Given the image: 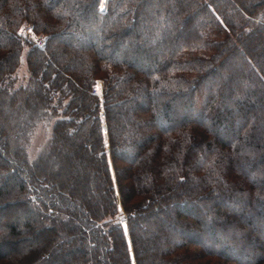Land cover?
<instances>
[{
	"label": "trees",
	"instance_id": "obj_1",
	"mask_svg": "<svg viewBox=\"0 0 264 264\" xmlns=\"http://www.w3.org/2000/svg\"><path fill=\"white\" fill-rule=\"evenodd\" d=\"M100 1L0 0V264H133L112 172L135 264H264V0Z\"/></svg>",
	"mask_w": 264,
	"mask_h": 264
},
{
	"label": "rangeland",
	"instance_id": "obj_2",
	"mask_svg": "<svg viewBox=\"0 0 264 264\" xmlns=\"http://www.w3.org/2000/svg\"><path fill=\"white\" fill-rule=\"evenodd\" d=\"M19 33L24 35L27 40H29L32 44H34L38 48L43 49L45 47L46 37L44 35L35 33L33 28H32V25L22 24V26L19 29ZM204 52L205 51H198V53H204ZM25 57H26V51H23L22 61L19 65L17 71L14 74L16 77L15 79H13L15 87H18L21 85H26L28 83V77L29 76H28V68H27V64L25 61ZM98 82L101 83V86H100V90H98V92L95 94L98 95V97L100 98V102L102 104V89H103L104 81H103V79L99 78L96 80L95 84ZM25 107L28 108L29 104L25 103ZM50 114H51L50 111H46V112L44 111L43 113H41V116L35 121L34 126L30 130L29 138H28V141L26 142V146H25L26 147L25 150L27 152V156H28V159L30 161L36 160L39 156H41L43 153H45L47 151V144H48L49 139L51 137L52 125L56 119V117H53ZM100 116L102 119L105 148H106V151H107V154L109 157L110 156L109 144H108V136H107V132H106V124H105V119H104L103 107H101ZM26 176H27V174H26ZM112 177H113L115 196H116V200H117V204H118V217H119V220H120V222L124 228V231L127 235L129 248L131 251L132 262H133V264H135V260H134L133 255H132L133 254L132 253L133 252L132 246H131V243H130V240L128 237L127 217H126V213H125V211L121 205L120 193H119L113 172H112ZM45 181L49 184H52V180L51 181L45 180ZM65 192H66V190H65Z\"/></svg>",
	"mask_w": 264,
	"mask_h": 264
},
{
	"label": "built area",
	"instance_id": "obj_3",
	"mask_svg": "<svg viewBox=\"0 0 264 264\" xmlns=\"http://www.w3.org/2000/svg\"><path fill=\"white\" fill-rule=\"evenodd\" d=\"M108 1H110V0H102V1L100 2L99 8H100L101 11H104V10L106 9V5H107ZM100 86H101V83H99V82L96 83V84L93 86V92H94V93H97L98 90H100Z\"/></svg>",
	"mask_w": 264,
	"mask_h": 264
}]
</instances>
